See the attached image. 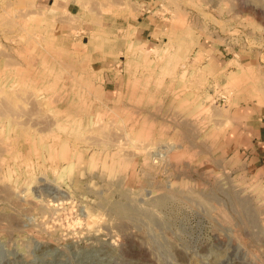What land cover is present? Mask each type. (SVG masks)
<instances>
[{"label": "rangeland", "instance_id": "rangeland-1", "mask_svg": "<svg viewBox=\"0 0 264 264\" xmlns=\"http://www.w3.org/2000/svg\"><path fill=\"white\" fill-rule=\"evenodd\" d=\"M0 90V264H264V0H0Z\"/></svg>", "mask_w": 264, "mask_h": 264}, {"label": "crops", "instance_id": "crops-1", "mask_svg": "<svg viewBox=\"0 0 264 264\" xmlns=\"http://www.w3.org/2000/svg\"><path fill=\"white\" fill-rule=\"evenodd\" d=\"M253 108H249L247 111V130L253 135L254 151L257 150L261 145H264V115L257 113L255 115ZM249 114V115H248ZM257 116V119L255 118ZM251 118V119H250ZM253 151V150H252Z\"/></svg>", "mask_w": 264, "mask_h": 264}, {"label": "bare ground", "instance_id": "bare-ground-1", "mask_svg": "<svg viewBox=\"0 0 264 264\" xmlns=\"http://www.w3.org/2000/svg\"><path fill=\"white\" fill-rule=\"evenodd\" d=\"M221 1H222V0H221ZM201 3H202V2H201ZM197 7H198V6H197ZM43 16H44V15H43ZM199 61H200V60H199ZM193 64H194V63H193ZM65 66H66V65H65ZM0 91H1V90H0ZM58 100H59V99H58ZM182 190H183V189H182ZM233 194H234V193H233ZM237 194H238V193H237ZM235 196L237 197L236 194H235ZM238 196H239V195H238ZM239 197H240V196H239ZM239 197H238V198H239ZM176 199H177V197H176ZM170 200H171V199H170ZM186 200H187V198H186ZM238 200H239V199H238ZM240 200H241V199H240ZM189 201H190V200H189ZM243 201H244V200H243ZM234 203H235V202H234ZM240 203H241V202H240ZM240 203L238 202L237 204H240ZM210 205H211V204H210ZM235 205H236V204H235ZM240 205H241V204H240ZM245 205H246V203H245ZM207 206H208V205H207ZM132 207H133V206H132ZM232 207H233V206H232ZM119 208H120V207H119ZM128 208H130V207H128ZM128 208H127V209H128ZM247 208H248V206H247ZM236 209H237V208H236ZM122 210H123V209H122ZM144 210H145V209H144ZM241 210H242V209H241ZM135 211H136V210H135ZM263 211H264V210H263ZM128 212H129V211H128ZM242 214H243V213H242ZM244 214H245V213H244ZM244 214H243V215H244ZM252 214H253V213H252ZM142 215H143V214H142ZM246 217H247V215H246ZM151 218H152V217H151ZM252 218H253V217H252ZM147 219H148V217H147ZM152 219H153V218H152ZM225 219H226V218H225ZM248 220H249V218L247 217V221H248ZM151 221H152V220H151ZM241 223H242V221H241ZM250 226H251V225H250ZM106 229H107V228H106ZM262 230H263V229H262ZM255 233H256V232H255ZM257 235H258V233L256 234V236H257ZM256 236H255V237H256ZM259 236H260V235H259ZM256 239H257V238H256ZM256 239H255V240H256ZM259 239H260V238H259ZM260 240H261V239H260ZM261 243H262V241H261Z\"/></svg>", "mask_w": 264, "mask_h": 264}]
</instances>
